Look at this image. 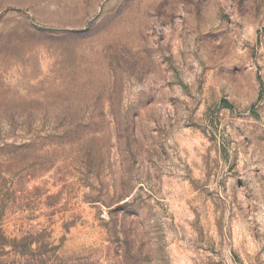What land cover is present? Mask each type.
Wrapping results in <instances>:
<instances>
[{
  "label": "rangeland",
  "instance_id": "obj_1",
  "mask_svg": "<svg viewBox=\"0 0 264 264\" xmlns=\"http://www.w3.org/2000/svg\"><path fill=\"white\" fill-rule=\"evenodd\" d=\"M0 264H264V0H0Z\"/></svg>",
  "mask_w": 264,
  "mask_h": 264
}]
</instances>
